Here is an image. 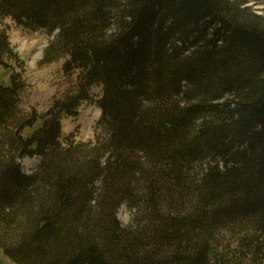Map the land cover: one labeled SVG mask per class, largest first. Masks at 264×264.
Listing matches in <instances>:
<instances>
[{
  "label": "trees",
  "instance_id": "obj_1",
  "mask_svg": "<svg viewBox=\"0 0 264 264\" xmlns=\"http://www.w3.org/2000/svg\"><path fill=\"white\" fill-rule=\"evenodd\" d=\"M264 3V0H257ZM248 0H0L76 88L0 83V248L18 264H264V14ZM19 60L0 29V66ZM101 88L96 97L95 88ZM87 142L62 141L83 102ZM40 159L28 173L21 161ZM133 218L124 225L119 209Z\"/></svg>",
  "mask_w": 264,
  "mask_h": 264
},
{
  "label": "rangeland",
  "instance_id": "obj_2",
  "mask_svg": "<svg viewBox=\"0 0 264 264\" xmlns=\"http://www.w3.org/2000/svg\"><path fill=\"white\" fill-rule=\"evenodd\" d=\"M252 10L264 14V3L248 0ZM4 28L15 49L19 60L15 57L6 66H0V83L10 84L14 72L23 74L26 87L22 93L21 107L27 111L36 108L45 112L54 98L72 92L76 88L79 71L71 76H65L62 71L63 60L51 64H41L45 47L52 36L42 29H28L18 25L10 18L0 21V29ZM96 97L101 95V88L94 89ZM102 111L95 102H83L77 116H65L62 120V141L66 138L74 141L87 142L93 140L99 133L96 128ZM40 159L27 157L21 161L23 169L30 173L36 169ZM118 217L124 225H129L133 214L127 205H122ZM0 264H18L4 254L0 248Z\"/></svg>",
  "mask_w": 264,
  "mask_h": 264
}]
</instances>
